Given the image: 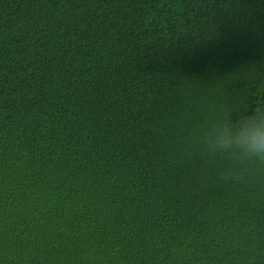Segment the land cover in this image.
I'll return each instance as SVG.
<instances>
[{
    "label": "trees",
    "instance_id": "16d2710c",
    "mask_svg": "<svg viewBox=\"0 0 264 264\" xmlns=\"http://www.w3.org/2000/svg\"><path fill=\"white\" fill-rule=\"evenodd\" d=\"M264 0H0V264H264Z\"/></svg>",
    "mask_w": 264,
    "mask_h": 264
},
{
    "label": "clouds",
    "instance_id": "9594fccd",
    "mask_svg": "<svg viewBox=\"0 0 264 264\" xmlns=\"http://www.w3.org/2000/svg\"><path fill=\"white\" fill-rule=\"evenodd\" d=\"M203 139L216 150L264 158V110L246 113L236 122L213 123L204 130Z\"/></svg>",
    "mask_w": 264,
    "mask_h": 264
}]
</instances>
